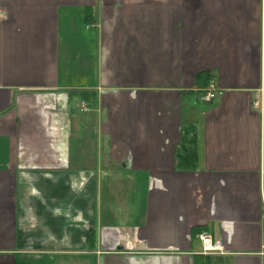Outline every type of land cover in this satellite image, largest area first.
<instances>
[{"label": "crops", "instance_id": "0c3cea01", "mask_svg": "<svg viewBox=\"0 0 264 264\" xmlns=\"http://www.w3.org/2000/svg\"><path fill=\"white\" fill-rule=\"evenodd\" d=\"M206 263L264 264V0H0V264Z\"/></svg>", "mask_w": 264, "mask_h": 264}, {"label": "trees", "instance_id": "16d2710c", "mask_svg": "<svg viewBox=\"0 0 264 264\" xmlns=\"http://www.w3.org/2000/svg\"><path fill=\"white\" fill-rule=\"evenodd\" d=\"M200 77V78H199ZM204 78V79H203ZM209 74L198 76L197 85L206 87L209 80ZM179 167L186 170H195L197 162V145L195 135L191 130L187 131L182 139V144L177 150ZM207 264V263H206Z\"/></svg>", "mask_w": 264, "mask_h": 264}, {"label": "built area", "instance_id": "2783aa9c", "mask_svg": "<svg viewBox=\"0 0 264 264\" xmlns=\"http://www.w3.org/2000/svg\"><path fill=\"white\" fill-rule=\"evenodd\" d=\"M218 96L217 93H214L213 91H207L203 94H201L198 99L201 102H210L214 99H216ZM255 108H261L262 107V103L261 101H256L253 103ZM81 111H86L87 110V105L85 102H81L80 106H79ZM199 239L202 241L203 244V250L204 252H209V251H221L219 249H221V243L220 242H213L210 235L207 234L206 232H201L199 234Z\"/></svg>", "mask_w": 264, "mask_h": 264}]
</instances>
